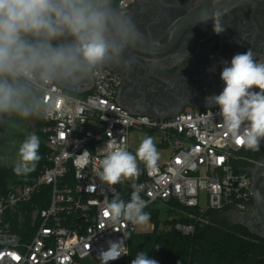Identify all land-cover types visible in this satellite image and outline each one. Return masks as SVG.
<instances>
[{"label":"built area","instance_id":"obj_1","mask_svg":"<svg viewBox=\"0 0 264 264\" xmlns=\"http://www.w3.org/2000/svg\"><path fill=\"white\" fill-rule=\"evenodd\" d=\"M129 3L121 0L120 7ZM92 78L91 91L71 93V101L58 96L43 118L41 131L49 151L36 180L0 192V264H101L98 252L107 248V241L140 232L127 221L112 223L106 208L113 193L122 199L124 187L133 191V181L110 190L97 176L101 159L110 151L124 147L136 152L131 146L134 130L155 134L162 151L172 150L154 167L143 163L142 168L138 161L141 174L135 183L147 207L160 203L172 209L169 201L177 200L194 210L183 215L206 223L208 210L244 215L252 205L250 169L260 160L251 159L252 150L224 128L217 106L165 119L134 114L118 103L120 79L114 72L103 67ZM175 228L184 235L195 232L191 223L178 222ZM126 245L128 255L109 264L129 263L130 238Z\"/></svg>","mask_w":264,"mask_h":264},{"label":"clouds","instance_id":"obj_2","mask_svg":"<svg viewBox=\"0 0 264 264\" xmlns=\"http://www.w3.org/2000/svg\"><path fill=\"white\" fill-rule=\"evenodd\" d=\"M212 25L216 34L225 31L219 20ZM139 38L113 0H0V127L14 129L46 118L58 96L71 101L73 91L107 64L124 60L125 50ZM223 63V90L207 101L219 108L224 128L241 146L259 151L264 140V59L258 62L249 49L235 54L230 64ZM40 143L35 133L20 142L12 164L16 175L35 170L41 159ZM158 159L152 136L141 141L135 154L119 147L101 159L97 176L110 190L124 180L133 181L129 201L118 193L106 201L112 223L140 225L150 220V213L144 211L148 201L141 197L135 180L141 174L138 161L150 168ZM130 235L107 241V248L98 252L101 264L128 255ZM131 264L159 262L141 251Z\"/></svg>","mask_w":264,"mask_h":264},{"label":"flooded vegetation","instance_id":"obj_3","mask_svg":"<svg viewBox=\"0 0 264 264\" xmlns=\"http://www.w3.org/2000/svg\"><path fill=\"white\" fill-rule=\"evenodd\" d=\"M210 1L130 0L125 9L114 6L131 20L138 33L142 23L149 24L162 15L168 22L187 18L180 35L150 44L147 52L132 44L125 50L124 60L104 66L120 79V105L154 118L206 110L216 106L207 98L223 90V61L230 64L235 54L249 49L254 57H264V0L242 3L219 15L202 9ZM214 20L225 28L223 33L214 32ZM257 188L264 202V176ZM250 209L246 218L252 221L255 232H262L253 195Z\"/></svg>","mask_w":264,"mask_h":264},{"label":"trees","instance_id":"obj_4","mask_svg":"<svg viewBox=\"0 0 264 264\" xmlns=\"http://www.w3.org/2000/svg\"><path fill=\"white\" fill-rule=\"evenodd\" d=\"M120 1L113 0V6L119 8ZM43 124V119H37L36 133L41 141V159L35 170L18 176L14 173L12 165L0 164V192L6 191L12 185L34 182L43 170L49 151L46 146V134L41 131ZM249 155L253 160H261L264 149L252 150ZM140 163L143 168V162ZM44 190L48 193L49 188ZM131 193L132 190L124 187L121 191L122 199L129 201ZM168 205H171L172 209L160 203L144 209L150 213L154 229L151 232H136L131 235L128 264H131V260L141 251L146 252L159 264H264V240L254 236L245 226L234 224L224 212L206 211L203 217L208 221L205 223L183 215L182 211L193 213L194 210L186 208L177 200H170ZM178 222L194 224L195 232L191 235L182 234L175 228ZM158 246L159 249H155Z\"/></svg>","mask_w":264,"mask_h":264},{"label":"water","instance_id":"obj_5","mask_svg":"<svg viewBox=\"0 0 264 264\" xmlns=\"http://www.w3.org/2000/svg\"><path fill=\"white\" fill-rule=\"evenodd\" d=\"M252 0H211L208 2L202 9L204 11H207L211 15H216L224 13L228 11L229 9L242 4V3H248ZM162 15V14H161ZM187 25V18H180L173 22H168L167 19L162 15V18L156 19L154 21H151L149 24L142 23L141 29H139L140 38L136 40V42L133 44L135 49L137 48V45H139L144 52H147V46H150V44H154V42L161 41L167 37H170L172 39V36H177L182 33L183 28ZM90 86L86 90H80L77 89L73 92H76L78 94L88 93L93 89V78L89 80ZM119 103V102H118ZM134 114H137L136 112H132ZM179 114V113H177ZM175 114H169L166 116H159L158 119H165L169 116H172ZM251 175H252V195L254 200V205L256 208V213L259 218V222L262 227V232H255L252 227V221L246 218L247 214L251 212L252 208L248 211V213L245 215H241L238 212L235 211H227L224 212V215L227 216L234 224H239L245 226L252 234L260 236L264 239V202L261 199L259 195V191L257 188V184L261 177L264 176V157L261 158L259 164H257L255 167L250 169Z\"/></svg>","mask_w":264,"mask_h":264},{"label":"rangeland","instance_id":"obj_6","mask_svg":"<svg viewBox=\"0 0 264 264\" xmlns=\"http://www.w3.org/2000/svg\"><path fill=\"white\" fill-rule=\"evenodd\" d=\"M1 130H4L3 127H0V133ZM27 130V129H26ZM21 131V132H20ZM4 134L0 136V164H6V165H12L13 161L17 158V150L19 147L20 142L26 137L25 135H22L21 133H25L29 135L28 131H24V129L14 128L10 129L9 132L4 131ZM146 136H152L154 138V143L156 145V142L158 141V138L155 134L150 133L147 130H134L131 134V146L134 150H136L141 141ZM156 148L159 152V158L158 161L160 164L163 163V161L169 157V155L172 153V150L170 148L161 150L160 147L156 145ZM202 204H204L202 202ZM153 224L151 222H146L144 224L138 225V230L140 232H151L152 231Z\"/></svg>","mask_w":264,"mask_h":264},{"label":"crops","instance_id":"obj_7","mask_svg":"<svg viewBox=\"0 0 264 264\" xmlns=\"http://www.w3.org/2000/svg\"><path fill=\"white\" fill-rule=\"evenodd\" d=\"M89 86H90V82L88 81V82L85 83V85H84L83 87H81V88H79V89H80V90H86V89L89 88ZM72 93L81 96V95L86 94L87 92H86V93H83V94H78V93H76V92H72ZM36 125H37V119H32V120H30V121L23 122V123L21 124V126L19 127V130L23 128L24 131H28L29 134H31V133H35V134L37 135V133H36V131H37ZM3 128H4V127H3ZM26 129H27V130H26ZM4 131L9 132L10 129H5V128H4V130H1L0 136H1L2 134H4V133H3ZM20 132H21V131H20ZM21 134H22V135H25V136L28 135V134H25V133H24V134L21 133Z\"/></svg>","mask_w":264,"mask_h":264},{"label":"snow or ice","instance_id":"obj_8","mask_svg":"<svg viewBox=\"0 0 264 264\" xmlns=\"http://www.w3.org/2000/svg\"><path fill=\"white\" fill-rule=\"evenodd\" d=\"M238 143L240 142V141H237Z\"/></svg>","mask_w":264,"mask_h":264}]
</instances>
